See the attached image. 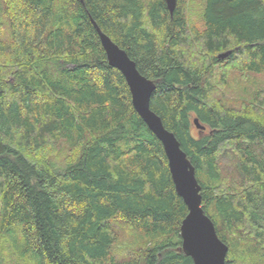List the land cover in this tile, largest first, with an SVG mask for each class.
Instances as JSON below:
<instances>
[{"label":"trees","instance_id":"trees-1","mask_svg":"<svg viewBox=\"0 0 264 264\" xmlns=\"http://www.w3.org/2000/svg\"><path fill=\"white\" fill-rule=\"evenodd\" d=\"M198 2L195 25L183 0L173 18L164 0H0V264H193L163 147L90 18L155 82L150 109L195 168L226 264H264V90L208 104L214 68L264 75V0ZM115 221L146 246L116 254Z\"/></svg>","mask_w":264,"mask_h":264},{"label":"water","instance_id":"water-1","mask_svg":"<svg viewBox=\"0 0 264 264\" xmlns=\"http://www.w3.org/2000/svg\"><path fill=\"white\" fill-rule=\"evenodd\" d=\"M164 2L170 18H173L177 0ZM90 20L108 65L121 73L128 86L135 112L161 143L176 194L187 208V214L180 225V250L193 264H226L229 249L219 239L213 221L202 208L201 185L196 178L195 168L175 135L165 128L161 118L150 109V99L156 88L155 82L142 76L128 54L112 42L92 18ZM229 54L230 51L219 54L218 59L223 60ZM193 124L199 132L205 129L197 119L193 120Z\"/></svg>","mask_w":264,"mask_h":264},{"label":"rangeland","instance_id":"rangeland-1","mask_svg":"<svg viewBox=\"0 0 264 264\" xmlns=\"http://www.w3.org/2000/svg\"><path fill=\"white\" fill-rule=\"evenodd\" d=\"M198 1L199 0H183L188 23L190 24H199L200 11ZM187 51L190 55L191 53L189 50ZM221 75V72L214 68L212 76L209 77L210 85L213 86V90L208 94V104L223 111L228 109L226 107L227 105L232 108H240L241 105L238 104L239 102H241V104H249L255 93L264 90V75H243L233 68H229L225 71L224 81L220 80ZM193 134H197L196 128H193ZM222 166L223 168H221V170L224 172L223 175H225L226 184L235 182L236 178H238V174L235 170L234 162L231 160L225 161ZM114 230L118 244L115 246L114 251L116 254L119 253L118 255H122L125 250L137 251V249L143 248L148 243L141 232L127 224H121V222L115 221Z\"/></svg>","mask_w":264,"mask_h":264},{"label":"bare ground","instance_id":"bare-ground-1","mask_svg":"<svg viewBox=\"0 0 264 264\" xmlns=\"http://www.w3.org/2000/svg\"><path fill=\"white\" fill-rule=\"evenodd\" d=\"M96 34H97V33H96ZM118 72H119V71H118ZM156 139H157V138H156ZM162 149H163V148H162ZM169 173H170V172H169ZM179 230H180V229H179ZM22 243H23V242H22ZM22 243H21V244H22ZM113 245H114V244H113ZM118 254H119V253H118ZM138 254H139V253H138Z\"/></svg>","mask_w":264,"mask_h":264}]
</instances>
